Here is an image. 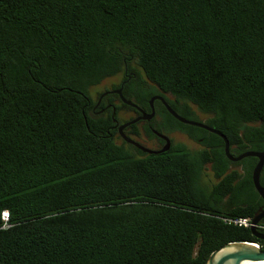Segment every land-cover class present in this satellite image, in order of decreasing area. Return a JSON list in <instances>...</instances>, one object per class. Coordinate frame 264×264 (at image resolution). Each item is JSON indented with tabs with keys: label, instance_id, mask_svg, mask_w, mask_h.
<instances>
[{
	"label": "trees",
	"instance_id": "obj_1",
	"mask_svg": "<svg viewBox=\"0 0 264 264\" xmlns=\"http://www.w3.org/2000/svg\"><path fill=\"white\" fill-rule=\"evenodd\" d=\"M136 68L141 99L169 94L237 152L264 149V0H0V264H206L255 240L223 221L254 203L191 192L196 164L228 163L219 136L164 112L205 149L148 155L116 143L127 105L93 112L90 88Z\"/></svg>",
	"mask_w": 264,
	"mask_h": 264
},
{
	"label": "flooded vegetation",
	"instance_id": "obj_2",
	"mask_svg": "<svg viewBox=\"0 0 264 264\" xmlns=\"http://www.w3.org/2000/svg\"><path fill=\"white\" fill-rule=\"evenodd\" d=\"M142 77L143 76L138 68L131 71L125 70L122 74L121 81L118 87L115 89L106 90L103 94H101L97 100L96 106L93 108V112L97 115H102L106 113L108 110L111 111L114 110L115 112L114 100L118 101L119 103L122 102L116 91L121 89V94H122L123 85L133 80V82H130L127 85V91L136 95L141 103L144 102L143 103L144 106L142 108L140 104L130 101L131 105H127L129 107V109L127 110L130 112V114L121 122L118 119L117 120L113 119L114 125L112 128L116 131V136L120 138L121 142H125V141L119 134L118 127L125 125V127L123 128V134L127 138L154 152H160L163 149L165 145V140L163 137H167L170 140L169 149L167 151L160 152L158 154H164L171 151L172 144L174 143L171 138L173 135L184 136L188 141L195 144L196 145L195 148H188L184 144L190 152L203 151L205 149L204 146L192 141L191 138L188 136V134H186L185 132H181L179 130L174 129V127L169 123V121L162 115L164 112H167L168 114L169 112L167 111L164 103L160 99H158V97L163 98V100L169 105V103L166 101V94L153 95L148 100L141 99L139 86L141 87L144 85H149L148 82L144 80ZM110 97L113 98L112 103L110 102ZM151 100L153 101L150 103ZM151 112H153L154 115L150 120H145V119L137 120L141 116L143 115L147 116V114H150ZM201 115H205V114L200 112L195 105L191 103L183 104V118L185 120L193 121V122H204L200 120ZM134 120L137 121L132 123V121ZM185 125L191 126L188 124ZM260 125L261 122H257L253 124V126H260ZM158 127H161L162 129L161 132L157 131ZM259 141L260 139L254 140V142H259ZM260 142L264 143V141H260ZM125 143L133 146L135 149L140 151L134 144L128 142ZM261 151H264V149ZM244 152L245 151L237 152L236 146L229 145V153L232 157H237ZM144 154H148V153H144ZM158 154H153V155H158ZM223 157L225 160L228 161V163L219 162L216 160V161H207L195 165V168H200V171L198 172V179H195L193 183L190 185L191 192L194 195H199L202 189H205V192L207 194L212 193L214 195L213 200L216 203L215 205L216 208H213L212 210L215 211L229 213L230 210L236 208L237 206H249L251 203H254L255 209L253 215L255 213H260L261 210L263 209L264 202L259 195L258 198L253 200L251 189L248 183V179L249 177L251 179V174L257 160L255 159L253 166L251 163L246 161L247 158H244L238 162H233L229 160V158L227 157L224 147H223ZM184 168L189 169V165L185 164ZM218 172H222V174L219 177H217ZM259 181L260 184L261 181L264 182V167L262 168V171L260 173ZM216 187L217 190H214ZM206 209H210V208H206ZM256 226H257L256 229L258 234L264 237V216L259 220V223ZM253 242L258 244L257 247L255 246L253 247V251H255V253L258 255L259 258L264 259V239L255 238Z\"/></svg>",
	"mask_w": 264,
	"mask_h": 264
},
{
	"label": "water",
	"instance_id": "obj_3",
	"mask_svg": "<svg viewBox=\"0 0 264 264\" xmlns=\"http://www.w3.org/2000/svg\"><path fill=\"white\" fill-rule=\"evenodd\" d=\"M116 93L119 95L121 101L126 104V105H131L130 101H127L121 94V89L117 90ZM158 99H160L167 111L169 112V114L171 116H173L176 120H178L179 122L183 123V124H188L191 126H195V127H199L202 128L208 132H211L217 136H219L224 143V150L225 153L227 155V157L229 158V160L233 161V162H238L244 158H255L257 160L252 174H251V179H252V184L254 186L255 191L258 193V195L262 198L263 202H264V187L261 186L260 181H259V177H260V173L262 171V168L264 166V151H246L244 153H242L241 155L237 156V157H232L229 153V143H228V139L222 134L220 133L218 130H215L213 128H210L209 126H207L206 124H204V122H193V121H187L185 120L183 117L179 116L171 107H169V105L163 100V98L158 97ZM153 100L150 101V103ZM113 114H114V110H113ZM145 114V113H143ZM154 113L151 112L150 114H147V116L143 115L141 116L139 119L137 120H150L153 117ZM137 120L132 121V123L136 122ZM125 127V125L119 126L118 127V131L119 134L121 135V137L123 138V140L125 142L134 144L140 151L144 152V153H148V154H158L160 152H164L167 151L170 147V140L167 137H163L165 140V145L163 147V149L160 152H154L151 151L141 145H139L138 143L130 140L129 138H127L124 134H123V128ZM264 216V204H263V209L261 210L260 213H255L251 219V223L252 226L249 228L250 233L253 237L255 238H262L264 239V237H262L261 235L258 234L257 229H256V225L259 223V220ZM231 246H238L240 247L239 250L236 251H232V253L229 254H225L220 260H218L217 264H223V261H226V263L228 264L230 260H240V259H254L257 261H263L264 259L259 258L258 255L255 253V251H253V245L250 242H231L228 243L226 245H224L223 247H221L220 249L214 251L206 264H214V259L215 256L217 254H219L222 251H229L228 249Z\"/></svg>",
	"mask_w": 264,
	"mask_h": 264
},
{
	"label": "rangeland",
	"instance_id": "obj_4",
	"mask_svg": "<svg viewBox=\"0 0 264 264\" xmlns=\"http://www.w3.org/2000/svg\"><path fill=\"white\" fill-rule=\"evenodd\" d=\"M121 77H122V73L112 76V77H108L105 78L104 80H102L98 85L93 86L90 88V95L92 97V99L94 101H96L101 94H103L106 90L109 89H115L117 88V86L120 84L121 81ZM166 97L170 100H173V97L169 94H166ZM114 105H119L120 103L116 100H114ZM130 114V112L127 109H121L120 111H118L117 115H116V119H118L120 122L123 121L128 115ZM208 115H201L200 116V120L201 121H206V119L208 118ZM172 141L174 143H183L185 144L188 148H195L196 145L191 143L190 141H188L184 136H175L173 135L172 137ZM115 140L117 144L121 143V140L119 137L115 136ZM147 146V145H146ZM201 193H206L205 189H202ZM201 193L199 195H201Z\"/></svg>",
	"mask_w": 264,
	"mask_h": 264
},
{
	"label": "bare ground",
	"instance_id": "obj_5",
	"mask_svg": "<svg viewBox=\"0 0 264 264\" xmlns=\"http://www.w3.org/2000/svg\"><path fill=\"white\" fill-rule=\"evenodd\" d=\"M240 247L238 246H231L227 251H222L220 252L219 254H217L215 256V259H214V264H217L218 260H220L225 254H229V253H232V251H236V250H239ZM224 263L223 264H227L226 261H223ZM228 264H264L263 261H257V260H254V259H240V260H230Z\"/></svg>",
	"mask_w": 264,
	"mask_h": 264
},
{
	"label": "built area",
	"instance_id": "obj_6",
	"mask_svg": "<svg viewBox=\"0 0 264 264\" xmlns=\"http://www.w3.org/2000/svg\"><path fill=\"white\" fill-rule=\"evenodd\" d=\"M7 212L3 213V219L7 220ZM223 221L229 225L237 226V227H243V228H250L252 226L251 218H223ZM257 227V226H256ZM253 246L257 247L258 244L255 242H250Z\"/></svg>",
	"mask_w": 264,
	"mask_h": 264
}]
</instances>
